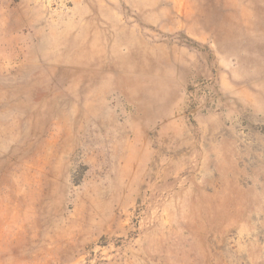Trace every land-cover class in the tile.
Listing matches in <instances>:
<instances>
[{
  "label": "rangeland",
  "instance_id": "1",
  "mask_svg": "<svg viewBox=\"0 0 264 264\" xmlns=\"http://www.w3.org/2000/svg\"><path fill=\"white\" fill-rule=\"evenodd\" d=\"M0 264H264V0H0Z\"/></svg>",
  "mask_w": 264,
  "mask_h": 264
}]
</instances>
